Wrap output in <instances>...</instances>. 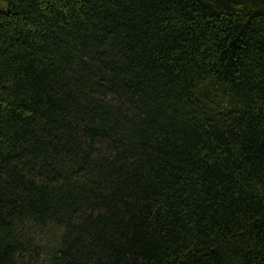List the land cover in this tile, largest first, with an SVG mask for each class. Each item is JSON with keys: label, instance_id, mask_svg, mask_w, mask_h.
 I'll use <instances>...</instances> for the list:
<instances>
[{"label": "trees", "instance_id": "obj_1", "mask_svg": "<svg viewBox=\"0 0 264 264\" xmlns=\"http://www.w3.org/2000/svg\"><path fill=\"white\" fill-rule=\"evenodd\" d=\"M0 264H264V0H5Z\"/></svg>", "mask_w": 264, "mask_h": 264}, {"label": "rangeland", "instance_id": "obj_2", "mask_svg": "<svg viewBox=\"0 0 264 264\" xmlns=\"http://www.w3.org/2000/svg\"><path fill=\"white\" fill-rule=\"evenodd\" d=\"M6 4L5 0H0V7H3Z\"/></svg>", "mask_w": 264, "mask_h": 264}]
</instances>
